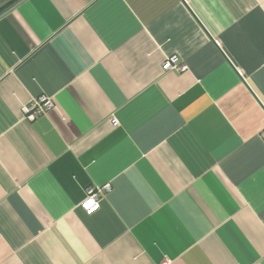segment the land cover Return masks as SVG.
Listing matches in <instances>:
<instances>
[{
  "label": "crops",
  "instance_id": "1",
  "mask_svg": "<svg viewBox=\"0 0 264 264\" xmlns=\"http://www.w3.org/2000/svg\"><path fill=\"white\" fill-rule=\"evenodd\" d=\"M166 261L264 264V0H0V264Z\"/></svg>",
  "mask_w": 264,
  "mask_h": 264
},
{
  "label": "built area",
  "instance_id": "2",
  "mask_svg": "<svg viewBox=\"0 0 264 264\" xmlns=\"http://www.w3.org/2000/svg\"><path fill=\"white\" fill-rule=\"evenodd\" d=\"M178 58L172 56L167 58L164 62L163 69L164 71H176L184 72L187 70V67L179 64ZM54 101L47 96H40L33 99L28 106L24 108V113L26 118L30 121L36 120L40 116L47 114L52 108H54ZM110 185H105L102 187H90L86 190L85 198L81 204L82 208L88 214H94L100 209L101 200L104 195L110 190ZM162 264H171V262L166 261Z\"/></svg>",
  "mask_w": 264,
  "mask_h": 264
}]
</instances>
